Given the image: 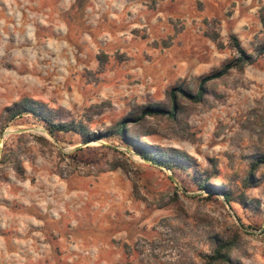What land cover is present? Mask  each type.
<instances>
[{
  "label": "rangeland",
  "instance_id": "obj_1",
  "mask_svg": "<svg viewBox=\"0 0 264 264\" xmlns=\"http://www.w3.org/2000/svg\"><path fill=\"white\" fill-rule=\"evenodd\" d=\"M262 8L264 0H0V114L31 97L92 116V130L235 58L236 35L253 60L212 84L211 107L185 106L187 135L147 117L159 131L145 140L186 151L200 170L214 160L213 182L256 200L232 209L118 139L52 136L22 115L0 132V264H201L208 236L234 226L233 255L264 264V179L246 184L247 156L264 149ZM206 19L218 21L223 48L206 36ZM114 157L131 172L108 170Z\"/></svg>",
  "mask_w": 264,
  "mask_h": 264
},
{
  "label": "trees",
  "instance_id": "obj_2",
  "mask_svg": "<svg viewBox=\"0 0 264 264\" xmlns=\"http://www.w3.org/2000/svg\"><path fill=\"white\" fill-rule=\"evenodd\" d=\"M260 18L264 26L263 8L260 10ZM205 22L210 25L205 31L206 36L217 47L223 48L225 44L221 40L216 28L218 21H208L206 19ZM228 45L235 49V58L225 61L219 67L196 77L194 81L180 79L175 85L166 90V96L163 101L142 104L104 129L92 130L90 127L92 116L87 114L74 116L61 108H53L42 101L31 97H23L7 106L0 114V132L15 118L29 115L38 121L52 136L71 134L72 136H76L81 143H88L98 139H118L129 147L134 148L150 165L166 168L173 175L182 174L194 183L198 189L207 191L216 190L223 196L225 203L230 208H232V203L234 202L240 208L246 210L256 200L248 199L244 193L235 195L233 190L225 184L213 182L212 178L218 175L217 165L214 160H211L209 168L200 170L195 158L186 151L171 146L150 143L145 140V137L159 131L157 126H144L147 117L162 120L169 128L187 135V122L180 118L185 106L191 104L211 107L212 98L215 99L218 96L212 84L228 75L232 69L239 66L242 62L250 63L253 60V55L246 52L236 35L230 34ZM255 51L256 56L263 55L264 42L258 44L255 47ZM83 149L82 147L76 149L75 154ZM112 150L116 151V149ZM3 153L5 154L4 150ZM10 155L11 152L8 153L6 158H10ZM247 161L246 184L248 186H256L264 179V174L261 179L255 176L257 169L264 167V149L249 154ZM16 165L19 167V164ZM106 165L108 170L121 168L127 174L131 172L130 163L118 157L107 160ZM212 195L211 193L206 198L208 199ZM240 227H243L242 223ZM240 234V228L234 226L228 232H215L208 236L209 251L203 254L201 264H244L233 255L234 251L239 247Z\"/></svg>",
  "mask_w": 264,
  "mask_h": 264
},
{
  "label": "water",
  "instance_id": "obj_3",
  "mask_svg": "<svg viewBox=\"0 0 264 264\" xmlns=\"http://www.w3.org/2000/svg\"><path fill=\"white\" fill-rule=\"evenodd\" d=\"M7 133V132H6ZM145 160V159H144ZM148 162V161H147Z\"/></svg>",
  "mask_w": 264,
  "mask_h": 264
}]
</instances>
